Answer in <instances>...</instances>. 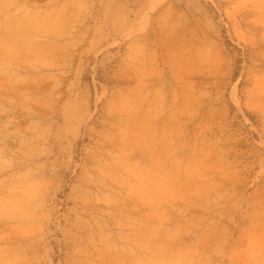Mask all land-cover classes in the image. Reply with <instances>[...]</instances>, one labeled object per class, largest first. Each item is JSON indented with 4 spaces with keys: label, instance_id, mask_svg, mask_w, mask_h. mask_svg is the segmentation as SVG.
I'll return each instance as SVG.
<instances>
[{
    "label": "rangeland",
    "instance_id": "rangeland-1",
    "mask_svg": "<svg viewBox=\"0 0 264 264\" xmlns=\"http://www.w3.org/2000/svg\"><path fill=\"white\" fill-rule=\"evenodd\" d=\"M0 264H264V0H0Z\"/></svg>",
    "mask_w": 264,
    "mask_h": 264
}]
</instances>
